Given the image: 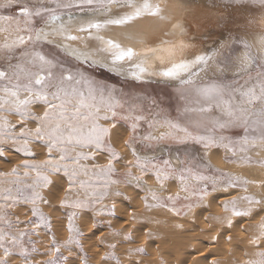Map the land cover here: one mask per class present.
Wrapping results in <instances>:
<instances>
[{
	"label": "snow or ice",
	"instance_id": "obj_1",
	"mask_svg": "<svg viewBox=\"0 0 264 264\" xmlns=\"http://www.w3.org/2000/svg\"><path fill=\"white\" fill-rule=\"evenodd\" d=\"M213 19L228 35L209 31L205 47L191 28L200 33ZM0 36V162L23 156L0 171V264H88L84 242L103 245L105 228L120 237L119 204L140 192L146 209L193 225L223 193L227 215L204 217L220 226L208 224V242H231L240 221L259 216L251 233L240 227L254 258L238 264H264V175L250 180L211 163L222 149L224 163L264 173V0H0ZM147 179L179 187L165 197ZM20 207L26 219L11 211ZM130 241L108 243L100 264H121L116 249ZM125 254L126 264H144V248ZM210 257L177 264H220Z\"/></svg>",
	"mask_w": 264,
	"mask_h": 264
},
{
	"label": "rangeland",
	"instance_id": "obj_2",
	"mask_svg": "<svg viewBox=\"0 0 264 264\" xmlns=\"http://www.w3.org/2000/svg\"><path fill=\"white\" fill-rule=\"evenodd\" d=\"M4 14H7V12H5ZM257 28H259V26H257ZM0 39H2V36H0ZM96 76L100 80H107L110 84H115L117 88H120L122 86V82L117 83V78L112 76V74H110V73H104V74L97 73ZM10 119H13V121H14V118H10ZM114 147L122 155H125L128 152V150L126 148H124L122 143L114 144ZM215 155H219L220 157H222L224 155V152L222 149L221 150H215ZM37 158L43 159V156H39ZM8 159H9L10 163L0 162V171H9L13 165H17L20 163L21 159H23V156L21 154L13 153V154L9 155ZM126 159H131L130 154L126 155ZM96 162L103 165L106 163V160L101 158V159H98ZM230 166L238 167V166H234V165H230ZM117 168H118V171H123V169L119 165L117 166ZM221 170L227 172L226 169H221ZM256 173H258V175H255V179L260 178L262 173L260 171L259 172L257 171ZM262 175H264V173ZM80 179L87 182L90 179V176L82 174ZM251 179H254V178L252 177V178H250V180ZM148 183H149V185H147L148 187L149 186H156V187H151V188L153 190L157 191V193L159 195H162L165 197L170 195V194H175L176 191L178 190V187H179L178 182H176L174 180L165 181L164 187H165V190L167 189L168 191L166 190L167 191L166 192L164 190V191L160 192L159 191L160 189H158L159 186L155 184L154 179H147V184ZM115 187L116 186H113V188H115ZM251 189H255V188H253L252 186H249V193H251ZM121 190L125 191V194H127L129 196L134 195V193L132 192V190L130 188H123V186H121ZM240 194H243V192H241ZM143 195H144V193L140 192L139 195L136 196L134 199L124 200V201H122V203L119 204L118 211L116 213V218L112 220V229L116 230V231H120L121 232L120 237L113 238L112 236L109 235L110 230L105 228L103 230V233H97V236L103 235V236L108 237V239L105 241V243L103 245L98 246L95 243H93V241L96 239V237H92L91 240L84 242L85 251L87 252V255H88V264H100L101 257L104 255V252L107 250V244L121 241L123 239V236L126 234L132 235L131 241H130L131 244H129V242L119 243L118 246H120V247H117V249H116V255L119 256L122 260L121 264H126V261L128 259V257L125 254L126 249H129V248L134 249V248L141 247V246L144 247L145 243H147L148 241L150 244V245L148 244L150 246V249L153 246V248L151 250L155 249L154 252H156L157 254L155 253L156 255L155 254L149 255V251L145 250L146 255L143 257L146 259L151 258L152 261L159 259L158 254H161V253L164 254V252L167 253L168 249H171L173 251V253L169 257L170 263L174 261V263H172V264H176V261H177L176 259L180 258L178 255H181V252L186 253L184 256H185V259H187L189 254L187 253L186 250H188V252L190 251L191 255L189 257L191 259H192L193 255L194 256L207 255L208 251H211L213 253L214 257H210V259L215 258L220 262V264L222 262H223L222 264L225 263L223 260L226 261L225 264H232V263L238 264L239 261L246 260L249 258H254V257H252V253H253L254 249L250 248L247 245L246 233L241 232L240 227L243 226L244 228H246L248 230L249 233H251L256 228V224L260 219L259 216H257L255 220L245 219V220L240 221V224H238L236 226V228L231 233V235L234 237V239L231 242H227L224 239H221L220 240L221 242L219 241L215 245L210 244L208 242L210 236L215 234L214 232L208 231V224H214L217 228H219L220 226L217 223L216 219H210L206 223L204 221V217L209 216V217H213V218H223L227 215V213H225L223 211V209L219 206V204L221 202L220 198H221V196H224L223 193L221 194V196L219 195L217 197V199H216L217 202H216V200L213 201L211 204H209V206L206 210H204L202 212H199L198 209L196 210L197 212H199V215L197 216L194 225L191 221V218L183 217V216H181V217L173 216L166 209H160V208L151 209V210L146 209L144 207L143 202L139 198L140 196H143ZM181 195L183 196V193H181ZM115 199L116 200H122V198H115ZM105 203H111V199L106 200ZM218 209H219V211H218ZM43 210L45 211V213L48 212L47 208H44ZM11 211L14 213V215H19L21 220L26 219V217L24 215L25 209L23 207H20L19 209H12ZM129 213H133L135 215V217H136L135 221L131 220ZM97 219L100 220V219H102V217H97ZM57 224H58V222H57ZM178 224H182L183 228L176 227V225H178ZM77 226L79 228H81V230L86 232V233L91 230V223L81 224L78 221ZM146 232H151L152 233L151 239H153V240L156 239L154 241L155 242L158 241V243L157 242L155 243L153 240L147 238L145 235ZM165 232H166V234H165ZM168 233H170V235L171 234L172 235L171 236L170 235L165 236V235H168ZM227 235L228 234L226 233V236ZM57 236L59 239H63L66 236V232L63 229H61L60 231L57 232ZM123 244H125V245H123ZM209 246H213V247L215 246V247L213 248V247H209ZM183 247H185L186 250ZM193 248L197 249V252H191ZM227 248L228 249L230 248V249L228 250ZM231 248H232V253L230 252ZM166 249H167V251H166ZM184 250H185V252H184ZM236 250H238V251H236ZM198 253H199V255H197ZM200 253H201V255H200ZM245 253H247V255H245ZM153 255L156 257H154ZM186 256H187V258H186ZM220 257H221V259H220Z\"/></svg>",
	"mask_w": 264,
	"mask_h": 264
},
{
	"label": "bare ground",
	"instance_id": "obj_3",
	"mask_svg": "<svg viewBox=\"0 0 264 264\" xmlns=\"http://www.w3.org/2000/svg\"><path fill=\"white\" fill-rule=\"evenodd\" d=\"M183 2L184 3H190L191 2V0H183ZM208 2H209V0H196V3H199V4H203V5H207L208 4ZM258 16H259V14L257 13V18H258ZM232 27H235V25H233ZM260 30V28H257L256 27V29H255V31L256 32H258ZM209 31H211L213 34H214V37L213 38H216V39H218L219 37H220V35L221 34H223L225 37H227V35H228V33L226 32V31H224V27H223V25H220V26H217V22H216V19H213L212 20V22H211V24H209L208 26H206L205 28H203V29H201V32L200 33H197V31H196V29H195V27L193 26L192 28H191V32H190V35H191V37L193 38V39H195L196 41H197V43L199 42V40H208V36H207V33L209 32ZM205 47H210L211 46V40H208V44L207 45H204ZM254 54H256V52H255V49H254ZM228 75H229V77H231V73H228ZM211 163H212V165L215 167V168H219V169H226L227 170V172H230V173H232L233 175H237V176H240V177H245V178H247V179H250V178H254L255 179V175H258V173H256L257 171L256 170H253V171H251V172H249L248 170H246L245 168H243V167H233V166H230V165H228V164H226V163H224L223 162V160L221 159V157L219 156V155H213V157H212V160H211ZM259 172V171H258ZM261 174V173H260ZM263 174V173H262ZM262 174H261V176H262ZM259 177V176H258ZM261 178V177H260ZM259 179V178H258ZM147 185H149V183L147 184ZM151 185V184H150ZM149 187H156V186H149ZM158 189H160L159 187H158ZM165 190V187H164V189L163 190H159L160 192H162V191H164ZM167 190V189H166ZM165 190V191H166ZM170 190V189H169ZM168 191V190H167ZM166 191V192H167ZM257 190H255V189H251V193H255ZM222 194V193H221ZM221 194H220V196H221ZM219 196V195H218ZM224 198V196H221V198H220V200H222ZM219 199V198H218ZM216 202H217V200H216ZM217 204V203H216ZM216 209V208H215ZM214 209V210H215ZM218 211H219V209H218ZM215 212V211H214ZM217 212V211H216ZM137 225V224H136ZM146 225V224H145ZM189 226V225H188ZM132 230V229H131ZM149 230V229H148ZM154 230V229H153ZM135 232V231H134ZM152 232V231H151ZM165 234H166V232H165ZM170 235V233H168V235H165V236H169ZM172 235V234H171ZM170 235V236H171ZM132 236V235H131ZM135 236V235H134ZM161 238V237H160ZM171 239V238H170ZM135 240V239H134ZM139 240V239H138ZM151 240H153V239H151ZM154 240H156V239H154ZM153 240V241H154ZM161 240V239H160ZM167 240V239H166ZM225 240V239H224ZM168 241V240H167ZM239 241V240H238ZM110 242V241H109ZM155 242V241H154ZM157 243H158V241H156ZM155 242V243H156ZM221 242V241H220ZM223 243V242H222ZM129 244H131L130 242H129ZM149 244V241L147 242V243H145V246L144 247H142V248H145V250H147V251H149V255H152V254H155L156 252H154V250H151L152 248H153V246H152V248L150 249V244ZM167 244V243H166ZM121 245V244H120ZM123 245H125V244H123ZM134 245V244H133ZM222 246V245H221ZM229 246V245H228ZM232 246V245H231ZM118 247H120V246H118ZM209 247H213V246H209ZM215 247V246H214ZM213 247V248H214ZM183 248H185V247H183ZM160 249V248H159ZM228 249V248H227ZM230 249V248H229ZM228 249V250H229ZM250 249V248H249ZM185 250H186V248H185ZM185 250H184V252H185ZM166 251H167V249H166ZM183 251V250H182ZM187 251V253H190V251L188 252V250H186ZM236 251H238V250H236ZM161 252V251H160ZM164 252V251H163ZM192 252V251H191ZM197 252V251H196ZM200 252V251H199ZM224 252V251H223ZM230 252L232 253V248H231V250H230ZM229 252V253H230ZM173 253V251L171 250V249H168V252L167 253H165L164 252V254H158L159 256V259H157V260H155V261H152L151 260V258L150 259H146V258H144V257H142V259H143V261L145 262L144 264H169L170 263V256H171V254ZM157 254V253H156ZM155 254V255H156ZM186 253H182L181 252V255H178L180 258L179 259H176L177 261H176V264H177V262L178 261H180V260H184L185 259V255ZM221 254V253H220ZM224 254V253H223ZM234 254V253H233ZM174 255V254H173ZM193 255V254H192ZM196 255V254H195ZM197 255H199V253L197 254ZM200 255H201V253H200ZM219 255V254H218ZM240 255V254H239ZM154 256V255H153ZM190 255H188V258H187V256H186V258H187V260H191V258L189 257ZM194 256V255H193ZM193 256H192V258H193ZM154 257H156V256H154ZM177 257V256H176ZM214 257V256H213ZM223 257V256H222ZM225 257V256H224ZM137 258H139V257H137ZM146 259V260H145ZM212 259V258H211ZM220 259H221V257H220ZM122 261V260H121ZM225 263H226V261L225 260H223ZM228 261V260H227ZM222 262V261H221ZM172 263H174V261L173 262H171L170 264H172ZM223 263V262H222ZM221 263V264H222ZM224 263V264H225ZM233 264V263H232Z\"/></svg>",
	"mask_w": 264,
	"mask_h": 264
}]
</instances>
